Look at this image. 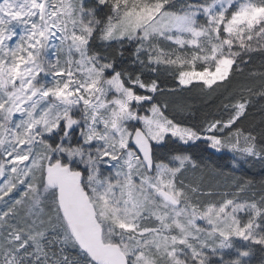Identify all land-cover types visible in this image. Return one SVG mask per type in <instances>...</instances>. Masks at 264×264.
<instances>
[{
	"label": "snow or ice",
	"instance_id": "obj_1",
	"mask_svg": "<svg viewBox=\"0 0 264 264\" xmlns=\"http://www.w3.org/2000/svg\"><path fill=\"white\" fill-rule=\"evenodd\" d=\"M0 264H264V0H0Z\"/></svg>",
	"mask_w": 264,
	"mask_h": 264
},
{
	"label": "trees",
	"instance_id": "obj_2",
	"mask_svg": "<svg viewBox=\"0 0 264 264\" xmlns=\"http://www.w3.org/2000/svg\"><path fill=\"white\" fill-rule=\"evenodd\" d=\"M184 95L186 97H191L189 103L192 105V110L197 114V116L208 110L201 99L196 95L195 90H193V92L184 93Z\"/></svg>",
	"mask_w": 264,
	"mask_h": 264
}]
</instances>
